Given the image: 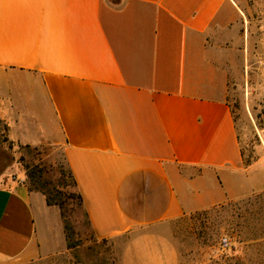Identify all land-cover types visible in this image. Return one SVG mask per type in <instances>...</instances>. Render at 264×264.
I'll return each mask as SVG.
<instances>
[{
	"label": "crops",
	"instance_id": "0c3cea01",
	"mask_svg": "<svg viewBox=\"0 0 264 264\" xmlns=\"http://www.w3.org/2000/svg\"><path fill=\"white\" fill-rule=\"evenodd\" d=\"M242 15V0H0V120L62 151L122 264H179L167 224L264 187L245 181L216 44ZM67 251L57 209L0 177V264Z\"/></svg>",
	"mask_w": 264,
	"mask_h": 264
},
{
	"label": "rangeland",
	"instance_id": "374dc122",
	"mask_svg": "<svg viewBox=\"0 0 264 264\" xmlns=\"http://www.w3.org/2000/svg\"><path fill=\"white\" fill-rule=\"evenodd\" d=\"M242 8L241 22L216 44L229 74L228 101L245 181L252 185L264 182V0H242ZM0 177L22 182L46 202L48 196L56 203L52 207L60 216L69 264H122L114 241L94 236L57 146L14 142L8 126L0 121ZM163 233L179 264H264V187L173 221ZM224 239L227 247L222 245Z\"/></svg>",
	"mask_w": 264,
	"mask_h": 264
},
{
	"label": "trees",
	"instance_id": "16d2710c",
	"mask_svg": "<svg viewBox=\"0 0 264 264\" xmlns=\"http://www.w3.org/2000/svg\"><path fill=\"white\" fill-rule=\"evenodd\" d=\"M1 121V120H0ZM6 141L8 140V139H5ZM70 170V169H69ZM70 178L72 179V181H73V184H74V187H75V189H76V192H77V198H78V200H79V204L81 205V207L84 209V205H83V198H82V196H81V194H80V192L77 190V188H76V181H75V179H74V176H73V174H72V172H71V170H70ZM47 204L49 205V206H53V205H56V203H53L52 202V200H50V198L47 196ZM58 205V204H57ZM59 207L60 208H62V205H60L59 204ZM87 216V215H86Z\"/></svg>",
	"mask_w": 264,
	"mask_h": 264
},
{
	"label": "built area",
	"instance_id": "2783aa9c",
	"mask_svg": "<svg viewBox=\"0 0 264 264\" xmlns=\"http://www.w3.org/2000/svg\"><path fill=\"white\" fill-rule=\"evenodd\" d=\"M20 183H22V182H20ZM222 245H223L224 247H227V246H228V241H227L226 239H224V240L222 241Z\"/></svg>",
	"mask_w": 264,
	"mask_h": 264
}]
</instances>
